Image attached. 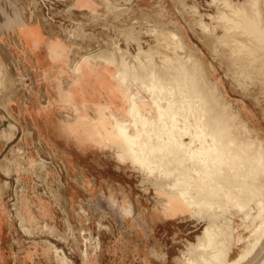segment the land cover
Listing matches in <instances>:
<instances>
[{
    "label": "rangeland",
    "instance_id": "374dc122",
    "mask_svg": "<svg viewBox=\"0 0 264 264\" xmlns=\"http://www.w3.org/2000/svg\"><path fill=\"white\" fill-rule=\"evenodd\" d=\"M23 1L27 18L16 0H0V30L16 36L0 38V206L10 227L0 240V260L4 258L5 264H206L202 258L212 259L213 249L199 246L198 236L212 224L219 239L226 232L230 235L224 263L262 264L264 235L257 215L246 219L237 207L227 210L210 202L206 218L180 194L182 187L170 185L178 173L202 182L209 169L202 166L203 175L191 173L195 165L182 154L172 152V156L159 148L153 152L162 172L151 170L113 136V123L125 122L138 136L130 115L134 93L141 112L150 119L158 116L160 105L172 108L181 113L177 115L181 128L216 122L217 129L222 123L228 132L205 125L206 132L220 131L221 141L234 136L243 141V148L248 143L247 151L255 147L264 153V40L257 36L264 32V0L252 7L245 2L254 22L247 21L248 14L234 15L215 0ZM222 8L230 11L229 18L227 13L220 16ZM259 25L262 29L251 30ZM6 26L20 27L25 41L16 28ZM53 38L48 47L43 44ZM113 41L131 64L126 77L119 74L111 51L104 49ZM146 51L151 53L143 58L147 64L137 61L135 66V56L143 57ZM27 57L34 60L37 73L26 67ZM151 71L158 75L152 77ZM139 137L147 138L144 133ZM184 138L192 148L200 146L193 137ZM207 139L211 141L210 135ZM240 161L238 167L244 163ZM240 167L239 174L248 173L250 180L246 191L241 190L245 194L239 191L242 198L262 197L258 190L264 191V172L255 182L252 172L263 169L250 166L251 172ZM226 171L225 182L231 175ZM193 180L192 190L197 184ZM251 201V206L256 204ZM47 203L53 221L40 216L42 204Z\"/></svg>",
    "mask_w": 264,
    "mask_h": 264
},
{
    "label": "bare ground",
    "instance_id": "6f19581e",
    "mask_svg": "<svg viewBox=\"0 0 264 264\" xmlns=\"http://www.w3.org/2000/svg\"><path fill=\"white\" fill-rule=\"evenodd\" d=\"M214 1V0H213ZM216 2L218 1V3H221L224 8L225 6L229 8V10L234 14H238L240 12H243L245 14H248L246 13L247 12V7H246V3L249 4L251 7L252 5L256 6V3L258 0H215ZM214 1V2H215ZM16 2H18L21 8V13L23 15V13H25V18H27L28 16V11H27V8L24 4V1L23 0H16ZM215 2V3H216ZM260 3V1H259ZM258 3V4H259ZM219 4V5H221ZM257 4V9L255 7V10L257 12V14L259 13V11L261 10V7ZM222 6V7H223ZM248 6V5H247ZM260 7V8H259ZM194 8V7H193ZM220 8V6H219ZM258 8L260 10H258ZM23 10H25L23 12ZM196 10V9H195ZM194 10V11H195ZM221 10V9H220ZM222 12L223 14L219 15L222 17L223 15L226 16V13L227 12H230L226 9V11L222 8ZM254 10V11H255ZM193 11V12H194ZM221 12V11H220ZM225 12V13H224ZM255 12V14H256ZM261 13V11H260ZM229 13H227V16L229 18ZM232 14V15H233ZM211 15V14H210ZM218 16V15H217ZM244 16V15H243ZM250 15L248 14L247 17H245L247 19V21H253L254 20L252 19V17L250 18L249 17ZM20 17V16H19ZM213 17V16H212ZM214 18V17H213ZM231 18V17H230ZM245 19V20H246ZM229 20H232V19H229ZM228 20V21H229ZM242 20V19H240ZM16 21H17V18H16ZM15 21V22H16ZM243 21V20H242ZM14 22V21H13ZM201 22V21H200ZM203 22V21H202ZM245 22V21H244ZM251 22L249 24H251ZM202 24V23H200ZM204 25L206 23H203ZM203 25V26H204ZM120 26V25H119ZM253 26V25H252ZM206 28V25L204 26ZM255 28H257L258 30L259 29H262L261 26H257V27H251V30H254ZM259 32V31H258ZM257 32V33H258ZM173 33V32H171ZM69 35V34H68ZM173 37L176 35H174V33L172 34ZM178 36V34H177ZM175 36V37H177ZM248 36V35H247ZM258 38H260L261 40H264V32L263 30L260 31V33L257 34ZM172 37V36H171ZM163 39V38H162ZM235 40V39H234ZM110 46V45H109ZM105 47V46H104ZM105 50H108V51H111L112 55H113V59H115V61L118 63L119 65V74L123 77H126L128 75V70L131 68V64L129 65L128 61L126 60V57H125V54L124 52L122 51V47H120V45L118 44L117 41H113V43L111 44L110 48L106 47L104 48ZM104 50V51H105ZM172 50V49H171ZM102 52V51H101ZM150 51H146L145 55L142 57V56H135V61L136 63H134V65L136 64L137 65V61H139L141 63V66L142 65H146L147 62L143 61V58L144 57H147L149 58V55H151V53H149ZM149 53V54H147ZM110 54V53H109ZM130 54V53H129ZM179 54V53H178ZM153 57V55H152ZM112 58V57H111ZM151 58V56H150ZM167 58V57H166ZM189 60L191 59L190 56L187 57ZM146 59V58H144ZM163 59V58H162ZM187 59V60H188ZM132 61V60H131ZM151 61V60H150ZM161 61V60H160ZM145 62V63H144ZM152 62V61H151ZM135 65V66H136ZM139 65V64H138ZM151 65V64H150ZM149 65V66H150ZM135 66L132 65V67L135 68ZM140 66V67H141ZM152 66V65H151ZM155 66V65H154ZM168 67V66H167ZM147 68V67H146ZM184 68V66H183ZM190 68V67H189ZM136 69V68H135ZM172 69V68H171ZM161 70V69H160ZM178 71H181V70H178ZM149 73V72H148ZM156 73L152 72L149 74V75H155ZM148 75V76H149ZM158 75V73L156 74ZM155 75V76H156ZM147 76V75H146ZM181 77V76H179ZM145 78V76H144ZM169 78V77H168ZM167 79V78H166ZM170 79V78H169ZM173 79V78H172ZM180 79V78H179ZM144 80V79H143ZM150 80V79H149ZM157 80V79H156ZM143 82V81H142ZM154 82V81H153ZM191 82V81H190ZM195 83V82H194ZM193 83V84H194ZM196 85V84H195ZM195 88V87H194ZM200 88V87H199ZM157 91V90H156ZM201 92V91H200ZM200 92H198V94H200ZM173 93V92H172ZM152 96V95H151ZM201 99H204V96H199ZM162 98V97H161ZM199 98V99H200ZM143 99V98H142ZM159 101V100H157ZM185 101V100H184ZM131 102H132V105H131V109H130V115L133 116L134 118V126L137 127V131L139 132L138 136H135L133 135L129 128H128V125L123 122V121H115L113 123V130H114V134L113 136H115L117 138V140L123 145L125 146L128 151L133 154L139 161L141 162H144L147 167L151 170H160L161 166L158 164L160 163V160L159 162L157 163L155 159V155H154V152L156 150L157 152V149L161 148V149H164L165 151H167L169 154L171 153V155L173 153H176L177 156H179V154H182L183 158H186L188 160V162H190V164H192L194 166L193 169H191V173H192V170L195 171L197 173V175L200 174V172L202 171V166L204 167L205 171L206 169L208 171H206L207 173H205L204 175H209V177L207 178V175L206 177H201L202 179V182L200 183L199 181H195V179L193 180V184L197 183L194 187L195 189L192 190L193 188V185L190 184L191 181L187 180L185 175L183 173H178L177 174V171H176V179L175 181L170 184L172 187L174 188H181L178 189L180 190V194H182L184 196V198L187 200V202L193 207L194 211L199 213L200 215L201 214H204L208 209V203H218L220 205H222L221 207H223V205H225L226 209L230 210V207H237L239 208V213L240 212H243L245 213V216H246V219H251L252 218V215L255 214L258 216V218L261 220V222H259L257 225L259 226L258 229H261L259 231H261L263 234L262 236L264 235V191L261 189V191L258 190V192H262L263 195L262 197H260L261 195H259V197L257 196H253L252 198L248 199V197L246 199L248 200H245L242 198L241 194L239 193V191L241 192L242 189H244L246 191V188L245 185L246 183H249V181L247 180V177L245 172V174L242 173V171H240V173L242 174H239V171L237 170V168L239 169V167L245 162H247L246 164L248 165V167L245 168L246 164L242 167H244L245 171L248 170V171H251L252 172V169H263L262 171H259L258 173L256 171L252 172L255 174L252 175V176H255L253 179H254V182L256 179H258V176L259 174H263L264 172V153L259 149H255L254 147V150L253 151H247L245 147H247L246 145H248V143H246L245 147L243 148V145L242 142L243 141H240L239 139H236L234 136L230 137L229 138H226V141L222 139H219L217 138V135H219L221 132L219 131L218 134L214 135L213 133H210V132H213L216 131L217 129H215L213 127V125L216 123H214L213 125L210 124L208 127L206 124L204 125H201L202 122H200V125L198 124L197 126H186L185 127H179L177 125V123L179 122L178 119H177V115L179 113H176L177 111H174L171 109H167L163 106H161L160 104V107L157 109L158 110V116L155 118V119H150L146 116H144V114L141 112L140 108H139V102L137 100V97L136 95L133 93L132 96H131ZM160 103V102H159ZM175 108V107H174ZM92 110V109H91ZM177 110V109H175ZM207 109H205L206 111ZM209 111V110H208ZM207 111V112H208ZM181 112V111H180ZM110 114V113H109ZM112 114V113H111ZM181 114V113H180ZM179 114V115H180ZM206 115V114H205ZM196 116V114H195ZM189 117V116H188ZM108 116L105 115V120H107ZM113 118V117H112ZM179 118V117H178ZM191 118V117H189ZM199 118V117H198ZM197 118V119H198ZM212 118H215L214 116H212ZM102 119V118H101ZM100 119V120H101ZM196 119V118H195ZM196 119V120H197ZM220 119V118H219ZM217 119V120H219ZM116 120V119H115ZM186 120V119H185ZM202 120V118H201ZM213 120V119H212ZM183 121V120H182ZM200 121V120H199ZM205 121V119H204ZM216 121V119H215ZM198 122V121H197ZM211 122V121H210ZM214 122V121H213ZM218 122V121H217ZM189 123V122H188ZM212 123V122H211ZM219 123V122H218ZM183 124V123H182ZM187 124V122H186ZM208 124V122H207ZM217 124V123H216ZM215 124V125H216ZM220 124V123H219ZM188 125V124H187ZM207 128H212L213 127V130L212 131H208L206 132V127ZM212 125V126H211ZM214 125V126H215ZM105 126V125H104ZM109 126V125H108ZM185 126V125H184ZM218 126V125H217ZM232 126V125H231ZM230 126V128H231ZM139 127H141V130H139ZM221 127H225L224 125L222 126V123H221ZM219 128L222 129V128ZM229 127V126H228ZM163 129V130H162ZM205 129V130H204ZM210 130V129H209ZM224 131L228 132L227 128H223ZM221 130V131H223ZM230 130V129H229ZM232 130V129H231ZM223 131V132H224ZM181 132V133H180ZM230 132V131H229ZM233 132V131H232ZM146 134L147 138L145 139V141H140V134ZM216 133V132H215ZM225 133V132H224ZM223 133V134H224ZM231 133V132H230ZM185 135H188V136H191L193 137L194 141L197 140V141H200V146L196 149L192 148L191 145H189L186 141H185V138L184 136ZM207 135L211 137V141H209L207 139ZM221 136L222 133H221ZM225 136V134H224ZM220 137V136H219ZM226 137V136H225ZM220 138H223V137H220ZM153 139H157L158 140V143L157 144H152V140ZM195 143V142H194ZM192 143V144H194ZM253 142H250V144H252ZM199 144V143H198ZM197 144V145H198ZM253 146V145H252ZM260 147V146H259ZM262 148V147H261ZM250 149V147H249ZM173 152V153H172ZM157 155V154H156ZM175 155V154H174ZM173 156V155H172ZM176 156V155H175ZM157 157V156H156ZM181 158V157H179ZM181 158V160L183 159ZM171 159V158H170ZM178 159V158H177ZM176 159V161H177ZM244 160V163H242L241 161ZM240 161L241 163L239 164V167L237 166V162ZM187 162V161H186ZM183 163V162H182ZM249 163V164H248ZM164 163H162L161 165H163ZM168 163H166L167 165ZM179 164V162H178ZM177 164V165H178ZM175 165V166H177ZM183 166L184 163L182 164ZM201 165V166H200ZM182 166V167H183ZM251 166V167H250ZM164 167V166H163ZM179 167V166H178ZM240 167V168H242ZM252 168L251 170L249 169ZM181 168V167H179ZM210 168H211V171H210ZM212 168L214 171H212ZM172 169V168H171ZM175 169V168H173ZM172 169V170H173ZM203 169V170H204ZM229 171L231 173L230 175V180L228 181H223V178L224 180H226L229 175L228 173L225 174V171L226 170ZM150 170V171H151ZM162 170V169H161ZM160 170V172H162ZM171 170V171H172ZM186 170V169H185ZM225 170V171H224ZM183 171V170H180V172ZM204 171V172H205ZM210 171V172H209ZM226 171V172H227ZM164 172V171H163ZM170 172V171H169ZM178 172H179V169H178ZM187 172H188V166H187ZM184 171V173H187ZM203 172V173H204ZM250 172V174H252ZM166 173V172H164ZM168 173V171H167ZM174 173V172H173ZM190 173V171H189ZM202 174V172H201ZM200 174V175H201ZM228 177L226 178L225 176ZM171 176V172L168 173V176ZM203 175V174H202ZM241 175V176H240ZM167 176V177H168ZM174 176V175H173ZM187 176V175H186ZM245 177L244 180L246 181H243L241 180L242 178L241 177ZM249 177V175H247ZM191 177V176H190ZM261 177V176H260ZM173 178V177H172ZM199 178V177H198ZM226 178V179H225ZM171 179V178H169ZM229 179V178H228ZM174 180V179H173ZM196 180H197V177H196ZM171 181V180H170ZM199 182V183H198ZM225 182V183H224ZM252 182V181H251ZM253 183V182H252ZM254 184V183H253ZM250 185V183H249ZM247 185V186H249ZM192 186V188H191ZM255 186V185H254ZM252 186V187H254ZM257 186V185H256ZM171 187V188H172ZM170 188V187H169ZM249 188V187H248ZM191 189L192 190V193H189L191 191L188 192V190ZM251 189V188H250ZM249 189V190H250ZM260 189V187H259ZM257 191V189H254ZM195 191V192H194ZM245 191H242L241 193L245 192ZM248 191V190H247ZM249 192V191H248ZM250 192H252V189L250 190ZM253 193V192H252ZM252 193H251V196H252ZM260 193V194H262ZM245 194V193H243ZM242 194V195H243ZM255 194V193H254ZM259 194V193H258ZM257 195V194H256ZM246 196V195H245ZM251 200H255V205L251 206L250 203L253 202ZM210 203V204H211ZM191 207V208H192ZM224 208V207H223ZM206 214V213H205ZM204 214V216L206 217V215ZM208 214V213H207ZM254 215V216H255ZM211 217V216H210ZM207 218V217H206ZM257 219V218H256ZM212 222V221H211ZM226 222V221H225ZM257 228V227H256ZM217 229V228H216ZM226 232V231H224ZM223 232V233H224ZM257 232V231H256ZM222 233V234H223ZM255 233V232H254ZM258 233V232H257ZM256 234V233H255ZM260 234V233H259ZM219 235V233H218ZM261 236V235H260ZM223 237L224 239H219V237H217V234H216V230L214 228V226L212 224H208L206 225L202 232H201V235L198 236V244L199 246L205 248H212L213 249V258L212 259H203L202 256V260L206 261V264H214L213 262H216L217 264H226L224 263V261L222 260V256H225L227 251L230 249V246L226 245L225 244V240L226 239H229L230 235L228 232L224 233L223 234ZM258 239V238H256ZM258 241V240H257ZM260 241V240H259ZM257 242H255L256 244ZM220 245L221 246H225L223 249L224 250H221L220 248ZM252 247V246H251ZM254 247V246H253ZM202 248V249H203ZM252 249V248H251ZM253 250V249H252ZM211 251V250H210ZM263 251V250H262ZM224 252V253H223ZM264 253V251H263ZM224 254V255H223ZM261 254V252H260ZM211 256V255H210ZM227 256V255H226ZM225 256V257H226ZM261 256V255H260ZM211 258V257H210ZM258 258V257H257ZM260 259V258H259ZM212 260V261H211ZM264 260V259H263ZM195 261V260H194ZM193 261V262H194ZM198 261V259H197ZM255 261V260H254ZM257 261V259H256ZM196 263V261H195ZM215 263V264H216ZM194 264V263H193ZM264 264V261L263 263Z\"/></svg>",
    "mask_w": 264,
    "mask_h": 264
},
{
    "label": "crops",
    "instance_id": "0c3cea01",
    "mask_svg": "<svg viewBox=\"0 0 264 264\" xmlns=\"http://www.w3.org/2000/svg\"><path fill=\"white\" fill-rule=\"evenodd\" d=\"M78 7H82V6H78ZM83 8H86V7H83ZM25 24L26 25H29L27 22H25ZM25 25V26H26ZM36 26V25H35ZM6 27H11V26H6ZM19 27V26H18ZM39 27V26H38ZM11 28H16L17 29V31H18V33H19V35H20V37L21 38H19V39H21V41L23 42V41H25V37H24V35L20 32V30H19V28H17V27H15V26H13V27H11ZM36 29H38V30H40V27L39 28H37V27H35ZM43 29V28H42ZM3 32V33H2ZM1 32V30H0V38H5V40H7L8 38H7V34H10V35H12L15 39H16V36H15V34L13 33H11V31H9V32H5L4 30ZM51 40H53V41H55L56 40V38H53V39H45V41L46 42H44L43 44H45L46 43V45L45 46H47L48 47V44L51 42ZM24 44V43H23ZM42 44V46H44ZM25 45V44H24ZM26 46H27V44H26ZM28 47V46H27ZM46 47V51L48 52V48ZM42 48V47H41ZM42 50L44 51V47L42 48ZM41 50V51H42ZM42 51V52H43ZM16 52V51H15ZM47 52H46V54H45V56L47 55ZM17 53V52H16ZM17 54H19V56H21V53H17ZM23 56V55H22ZM28 58V57H27ZM48 59V58H47ZM49 60V59H48ZM22 61V60H21ZM26 67L29 69V70H31V73H37L36 71V68H35V62H34V60H32V59H30V58H28V59H26ZM30 61V62H29ZM44 61H46V60H44ZM50 62H53V61H51V60H49ZM53 63H56V62H53ZM58 64H60V63H58ZM59 68H60V65L58 66V72H59ZM34 73V74H35ZM43 205V210L41 209V210H39L40 211V216L42 217V218H44V219H49L50 221H53L54 220V214H53V212H52V209H51V207L48 205V203L47 204H42ZM1 208H3V206H0V240H2L3 238H4V236L3 235H5V232H6V226L8 225L7 224V220H6V218H5V214H4V209L2 210ZM33 206H31V212H33ZM5 225V226H4ZM7 227H9V226H7ZM10 228V227H9ZM233 253V249L231 250V252L229 253V257L231 256V254ZM240 253V252H239ZM239 253H237V254H239ZM237 256V255H236ZM2 258V257H1ZM2 263H4L5 264V261H4V258H2L1 260H0Z\"/></svg>",
    "mask_w": 264,
    "mask_h": 264
}]
</instances>
